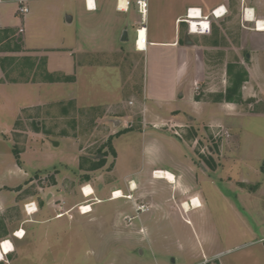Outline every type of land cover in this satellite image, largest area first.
Here are the masks:
<instances>
[{
	"label": "rangeland",
	"instance_id": "obj_1",
	"mask_svg": "<svg viewBox=\"0 0 264 264\" xmlns=\"http://www.w3.org/2000/svg\"><path fill=\"white\" fill-rule=\"evenodd\" d=\"M18 1L14 0L15 8L11 5L13 7L11 12L13 11V18L19 26L13 28L0 26V99L4 100V103L0 100V124L10 128L9 131L7 129V136H1L5 144L0 143V175L7 183L6 170L11 167L9 165L14 160L11 150L15 148L18 153L19 148L24 149L18 137H24L31 143L29 144L31 149H28L24 157L25 169L29 172L34 168L40 170L18 187L4 188V194H11L13 198L8 200L7 209L0 215V233L7 235L13 229H19V225L28 220L22 211L25 204H22L20 209L18 205L20 195L15 194L34 196L38 205L46 203L47 194H55V199L60 194L63 196L65 207L70 209L60 221L43 225L25 224L20 245L16 247L12 244L15 252L7 257L6 262L172 264L171 260L175 259V264H180V258L197 255L201 263L203 258L219 257L218 254L207 256L203 247L206 235L214 240L219 250L224 251L221 259L229 264H239L251 252L260 255L261 245L250 244L254 241L253 238L244 237L245 226L254 229L263 213L258 200L256 201V197L249 199L250 203L245 210L235 200L239 194H259L261 184L256 180L264 182V174L244 173L239 169L241 168L237 160L239 123L234 119L230 118L228 123L231 128L219 124L209 127L208 130L196 131L189 127V124L182 127L164 124L162 129L167 132V136L161 137L163 142L149 146L144 144L143 139L144 132L150 128L131 127L116 133L113 123L96 118L97 112L93 109H77L73 101L69 104L68 111L65 110L64 114L67 117L63 119L60 117L61 105H51L48 115H53L47 118L34 119L33 110L30 117H27V112L18 116L17 108L14 109L15 105L10 103V99L13 100L17 96L13 84L30 81L36 84L51 78L46 76L42 57H32L29 50L58 45V39L45 38L46 36L41 34L38 36L39 32L47 28V23L51 19V12L45 11L50 5L47 0L33 4L35 18L28 28L30 38L28 40L26 38L27 46L25 45L23 22L28 12L24 15L18 12ZM3 2L4 0H0V5ZM23 2L29 10L28 6L31 5L27 4V0ZM196 26V23H192L193 29ZM25 31L27 34L26 28ZM243 38L245 41L232 37L230 39L234 45L244 46L242 52L245 53L252 42L254 45L260 43L250 31H245ZM233 58L235 57L229 55L218 61L216 58L208 60L207 63L211 61L215 63L213 69L207 71L205 78L207 75L209 78L207 81L212 83L222 80L223 75L226 93L231 90L228 94L230 102L240 101L238 105L251 112L253 103L242 101L241 89L246 86L249 96H254V92L261 94L260 86L254 80L253 71H248L250 66L245 62L244 54L240 56L243 65H239L236 62L237 58ZM224 62L229 64L226 72L222 74L219 67ZM205 78L197 84L198 97L203 96L200 84L207 86ZM56 79H63L69 83L74 81V77L70 76ZM240 79L245 81L239 88H235ZM135 84L138 91L142 84L141 80L136 78ZM33 91L35 99L37 87L33 86ZM7 100L9 103H6ZM36 120L40 122L39 125H36ZM34 128L42 131L48 129L53 133L44 136L46 140L35 143L33 135L27 133ZM111 128L115 133L111 134ZM15 130L18 131L15 133ZM244 131L246 135H242V145L245 142L253 146V137H257L258 141L264 138V119L247 121ZM52 142L58 143V146L57 144L54 146ZM256 143L259 145L261 142ZM260 145L264 151V142L262 141ZM248 151L251 152V156L254 155L253 150ZM184 156L195 160L192 159V166L186 168L191 173H188L185 183H182L183 194H179V189L175 185H168L163 180H152L150 177L152 170L172 169L176 162L184 159ZM250 162L253 163V158L249 159ZM209 166L217 170L214 175L206 176L207 179H213V191L209 186L205 188L204 184L194 185L195 181L200 182L205 178V173L211 169ZM128 180L135 183V191L129 192ZM86 186H91L94 191V195L89 198H84L81 193ZM115 189H119L130 199L111 200L112 191ZM218 194L230 197L235 210L231 209L232 205L227 204V200ZM205 196L208 201L206 205L200 200H204L202 197ZM193 197L199 198L202 207L183 211V203L191 202ZM60 200L62 198L56 199L53 205L60 204ZM96 200L100 203L97 204ZM86 203L92 204V211L80 215L78 206ZM262 210L264 211L263 207Z\"/></svg>",
	"mask_w": 264,
	"mask_h": 264
},
{
	"label": "crops",
	"instance_id": "obj_2",
	"mask_svg": "<svg viewBox=\"0 0 264 264\" xmlns=\"http://www.w3.org/2000/svg\"><path fill=\"white\" fill-rule=\"evenodd\" d=\"M38 1L44 0H27V4L31 6H28V14L23 22L25 37L23 40L26 46V41L30 38L28 28L35 18L32 7ZM47 1L50 5L45 11L51 12V19L47 23V28L39 32L38 36L41 34L46 36L45 38L58 39V45L46 48H27L30 49L29 54L32 57H42L46 75L51 77L52 81L13 84V90L17 92V96L13 100L10 99V103L15 105L14 109L17 108L18 116L27 112V117H30L32 115L30 112L33 110L34 119L47 118L53 115H48L51 105H61L60 117L63 119L67 117L64 113L68 111L69 104L73 101L77 109H93L97 112L96 118L113 123L115 132L131 127L150 128L144 132L145 139H143L144 144L149 146L158 145L162 141L161 137L167 136V132L162 129L164 124L179 127L189 124V127L195 131L208 130L209 127L219 124L231 128L228 123L232 118L239 123L237 126V160L241 166L239 169L244 173L264 174V151L260 145L262 141L264 142V138L258 141L257 137H253V146L245 142L242 145V135H246L245 123L251 119H264V31H258L256 26L258 21L264 22V0H92L90 4H87L86 0ZM138 1L146 4L144 15L139 12ZM11 5L15 8L14 0H4L0 5L1 27L19 26L13 18ZM219 7L221 9L216 11L217 17H214L212 12ZM188 9L199 10L205 20L188 19L186 17ZM244 9H248V12L253 14L254 23L249 16L245 18ZM222 12L224 14L219 16ZM67 17L71 20L67 21ZM192 23L197 24L195 29L192 28ZM140 29L144 30V36L137 33ZM245 31H250L255 39L260 40L259 45H254L252 42L247 53L242 52L244 46H236L230 39L232 37L245 41L243 38ZM139 37L146 40L144 50L136 48V40ZM243 54L245 62L250 66L248 71H253L254 80L259 83L261 92V94L254 92V96H249L247 87H242L241 99L243 102L253 103L251 112L242 109L238 105L240 101L232 103L225 99L227 88L222 74L226 72L229 62H224L219 67L222 80L211 83L207 81L209 79L207 75L205 78V74H208L209 69H213V63H215L214 61L207 63L208 60L216 58L215 60L218 61L232 55L237 58L236 62L239 65H243L240 61V56ZM69 76L74 77L71 83L56 79V77ZM249 77H251L250 74ZM136 78H139L142 83L138 91L135 84ZM204 78L207 86L200 84L201 96H203L198 97L196 87L199 89L197 84L204 81ZM33 86L37 87L35 99L33 98ZM1 101L4 103V100ZM6 103L9 101L7 100ZM36 121V125H39L40 122ZM7 129L8 131L10 129L7 125L0 124V143L2 144L5 142L2 141L1 136H7ZM115 132L111 128V134ZM27 133L32 134L33 142L38 143L46 140L44 136L53 132L48 129L42 131L34 128ZM18 141L24 147V149L17 150L19 165L16 164L14 158L9 165L11 167L6 170L7 183L0 175V215L7 209L8 200L13 198L11 194H4V188L18 187L40 170L34 168L32 172H29L25 169L24 157L28 149H31L29 145L31 143L24 137H18ZM256 142L261 143L258 145ZM52 144L58 146V143L52 142ZM248 150H253L254 155L251 156ZM13 151L16 149L13 148L11 152ZM185 157L182 161L176 162L172 169L152 170L150 177L152 178V173L156 170L172 173L175 177L174 185L179 189V194H183L182 183H185L184 180L187 179L188 173H191L186 168L192 166V159L195 160ZM252 158L253 163H249V159ZM216 171L211 168L207 174L205 173V178H202L201 181L204 182L195 181L194 185L204 184L205 188L209 186L213 191V179H207L206 176L214 175ZM152 180L155 181L153 178ZM256 182L261 184L259 194H239L235 201L245 210L250 203L249 199L256 197V201L258 200L259 208L263 213L258 218L254 229L245 224L244 237L253 238L254 241L250 244L259 243L262 250L260 255L256 252L246 255L239 264H264V245H262L264 244V211L262 210V207L264 208L262 206L264 205V194H262L264 193V182L258 180ZM240 186L244 187L242 184ZM15 195H20L18 196L20 209L22 204L28 202H33L36 208V212L30 215L25 213L24 207L22 208L28 220L19 225L20 231L16 228L7 235L0 233V242L9 238L12 240L11 244L16 247L20 245L22 239L19 240L12 234L22 233L25 224L43 225L52 221H60L70 209L65 207L63 196L60 194L56 199L62 198V200L56 206L53 205L56 200L55 194H47L46 203L39 205L34 196ZM218 195L227 200V204L232 205L231 209L235 210L230 197L223 194ZM202 198L204 200H200L206 205L208 202L206 196ZM200 204L202 207L201 201ZM203 247H205L207 256L218 254L216 264H229L221 259L224 251L218 249L209 235L205 236ZM14 252L13 246L12 253ZM10 254L3 256L0 264H8L7 257ZM199 261L200 258L197 255L179 259L180 264H201ZM175 262V259L171 260L172 264Z\"/></svg>",
	"mask_w": 264,
	"mask_h": 264
},
{
	"label": "bare ground",
	"instance_id": "obj_3",
	"mask_svg": "<svg viewBox=\"0 0 264 264\" xmlns=\"http://www.w3.org/2000/svg\"><path fill=\"white\" fill-rule=\"evenodd\" d=\"M88 3L89 4L92 3V0H88ZM123 3L125 4V2H123ZM249 17H251V15H249ZM191 18L194 19V18H197V17H194L192 15ZM250 20L254 23L253 19H250ZM256 26H257V30L258 31H264V22L258 21L256 23ZM139 31H140V35L144 36V33H145L144 30L140 29ZM152 178L155 179V180L166 181L170 185H174L175 184L174 175L172 173H170V172H167V171H160V170L155 171V172L152 173ZM135 189H136L135 183L133 181L128 182V190H129V192L130 191L133 192V191H135ZM81 193H82V196L84 198H89L90 196H92L94 194V191H93L91 186H86V187H84L81 190ZM122 198L130 199V197L124 196L123 192L120 191V190L113 191L111 200H119V199H122ZM96 203L98 204V203H100V201L96 200ZM200 206H201L200 201L197 198H192L191 202L184 203L182 205V208H183V211H188L190 209L199 208ZM28 208H30L31 211L33 210V206H30ZM82 210H83V215H86V214H88V213H90L92 211L91 206L89 207L88 203L82 205ZM15 236H16L15 238L21 240L23 238V236H24V233L23 232L19 233V234L16 233ZM0 243H2V245L0 246V261H1L3 256L8 255V254L13 252V246H12V244H11V242L9 240H4V241H2Z\"/></svg>",
	"mask_w": 264,
	"mask_h": 264
},
{
	"label": "built area",
	"instance_id": "obj_4",
	"mask_svg": "<svg viewBox=\"0 0 264 264\" xmlns=\"http://www.w3.org/2000/svg\"><path fill=\"white\" fill-rule=\"evenodd\" d=\"M17 3H18V12H19L20 14H22V15L26 14V13L28 12V9L24 6V2H23V0H19ZM86 3L88 4V0H86ZM137 5H138V9H139L140 14H141V15H144L145 12H146V4H145L144 2H142V1H138V2H137ZM219 9H221V7L215 9V10L212 12V15H213L214 17H217V15H216V11L219 10ZM223 14H224V12L220 13L219 16H221V15H223ZM192 15H193L194 17H197V18L192 19V18H191ZM243 15L245 16V18H247V16L251 15V17H249V18H252V19H253V14L248 13V9H244V11H243ZM186 17H187L188 19L193 20V21H201L202 19L205 20V17L203 18V17L201 16V12H200L199 10H197V9H188L187 14H186ZM137 33L140 34V31L138 30ZM136 43H137V47H138L140 50H144V49H145V45H146V40H145V38H140V37L137 38ZM88 204H89V207L92 205V204H90V203H88ZM30 206H33V210H32V211H31L30 208H28V207H30ZM29 209H30V210H29ZM24 211H25V213H26L27 215H30V214H33L34 212H36V208H35V206H34L33 203H28V204H25V205H24ZM78 212H79L80 215H83L82 205H79V206H78ZM16 233H17V232H14V233H13V236H14V237H16V236H15ZM1 245H2V243H0V246H1ZM216 260H217L216 257H214V258H209V259H208V258H203V261L201 262V264H215V261H216Z\"/></svg>",
	"mask_w": 264,
	"mask_h": 264
},
{
	"label": "trees",
	"instance_id": "obj_5",
	"mask_svg": "<svg viewBox=\"0 0 264 264\" xmlns=\"http://www.w3.org/2000/svg\"><path fill=\"white\" fill-rule=\"evenodd\" d=\"M46 76H48V75H46ZM47 78H49V76H48ZM47 81H52V79H51V78H50V79H47ZM243 81H245V80L240 79V80L238 81V83H237V85H236L235 88H239V87L242 85V82H243ZM230 92H231V90H228L227 93H226V95H225V99H226L227 101L230 100V99L228 98V94H229ZM13 154H14V158H15L16 164L19 165V158H18V154H17V152H16V151H13Z\"/></svg>",
	"mask_w": 264,
	"mask_h": 264
},
{
	"label": "water",
	"instance_id": "obj_6",
	"mask_svg": "<svg viewBox=\"0 0 264 264\" xmlns=\"http://www.w3.org/2000/svg\"><path fill=\"white\" fill-rule=\"evenodd\" d=\"M66 20H67V21H70V20H71V18H70V17H67V18H66Z\"/></svg>",
	"mask_w": 264,
	"mask_h": 264
}]
</instances>
